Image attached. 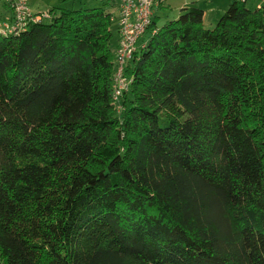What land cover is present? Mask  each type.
<instances>
[{
  "label": "trees",
  "instance_id": "16d2710c",
  "mask_svg": "<svg viewBox=\"0 0 264 264\" xmlns=\"http://www.w3.org/2000/svg\"><path fill=\"white\" fill-rule=\"evenodd\" d=\"M47 12L0 33V263L264 264V0L151 17L118 103L112 14Z\"/></svg>",
  "mask_w": 264,
  "mask_h": 264
},
{
  "label": "built area",
  "instance_id": "2783aa9c",
  "mask_svg": "<svg viewBox=\"0 0 264 264\" xmlns=\"http://www.w3.org/2000/svg\"><path fill=\"white\" fill-rule=\"evenodd\" d=\"M164 0H119L117 25L119 40L114 52L112 75V99L118 103L122 93L128 89L130 78L125 75V67L137 48V41L145 33L151 20L153 8ZM2 9L9 15L3 17ZM49 18L46 11L35 12L28 0H0V33L17 35L26 30L30 23Z\"/></svg>",
  "mask_w": 264,
  "mask_h": 264
},
{
  "label": "crops",
  "instance_id": "0c3cea01",
  "mask_svg": "<svg viewBox=\"0 0 264 264\" xmlns=\"http://www.w3.org/2000/svg\"><path fill=\"white\" fill-rule=\"evenodd\" d=\"M172 1L173 0H164V3L161 6L153 8L151 17L152 18L154 17L157 19V25H160L158 23L160 16H165L164 22L169 20V19H167L169 16L168 15L169 13H167L166 8H170L171 11L175 13V15H173V16H177L179 14L181 8L189 7V6H197L201 9H203V17L204 18H205V14L213 11L214 12L213 16H212V18H210L211 23H209V24H215L214 22L217 21V18L219 16L218 14H220V12H222L219 10H224L223 8H227L228 5L234 0H177V2L174 4L172 3ZM202 1L205 2L206 8L201 7L200 2H202ZM244 1L246 2V5L248 7H258L262 3L263 0H244ZM75 2H77V3H79V5H83V6L97 7V6L102 5V7H104L107 11H109L112 14V16H113V20H112L113 28L111 25V29H112L113 36L111 38L110 47H111L112 52L114 53L115 49L118 45V40H119L118 25H117L119 0H81V1L76 0ZM28 3H29V6L31 7V9L33 11L40 12V11H46L50 7L55 6V5H62L63 6L65 2H62V0H28ZM218 3H220L221 5ZM219 6H221V7H219ZM1 14L3 17H7L9 15V11L7 9H2ZM144 34H142L141 37L138 39L137 45H142L144 43V41L146 39V37H144L145 36ZM142 37H144V38H142Z\"/></svg>",
  "mask_w": 264,
  "mask_h": 264
},
{
  "label": "rangeland",
  "instance_id": "374dc122",
  "mask_svg": "<svg viewBox=\"0 0 264 264\" xmlns=\"http://www.w3.org/2000/svg\"><path fill=\"white\" fill-rule=\"evenodd\" d=\"M177 2V0H173L172 1V3L174 4V3H176ZM218 4H220V3H218ZM200 5H201V7L202 8H206V4H205V2L204 1H202V2H200ZM221 5V4H220ZM64 7H78L79 6V3H77V2H75L73 5H71V1H67V2H65L64 3V5H63ZM102 6V5H101ZM219 7H221V6H219ZM221 9V8H220ZM224 10H219V11H222V12H220V14H218L219 16L218 17H220V15L225 11V9L226 8H223ZM166 10H167V13H169L168 15V18L167 19H173V18H175V17H177V16H173V15H175V13L174 12H172L171 11V9L170 8H166ZM161 13V12H160ZM213 11L212 12H210V13H207V14H205V18H204V21H203V25H204V27H206V28H210V27H213L214 26V24H209V23H211L210 21H211V19L210 18H212V16H213ZM219 13V12H218ZM164 18H165V16H160L159 17V21H158V23L161 25V24H163L164 23ZM218 19V18H217ZM216 21V20H215ZM215 23V22H214ZM112 28H113V25H112ZM145 35V36H144ZM143 36L144 37H146V35H147V32L144 34ZM144 37H142V38H144ZM1 264V263H0Z\"/></svg>",
  "mask_w": 264,
  "mask_h": 264
}]
</instances>
